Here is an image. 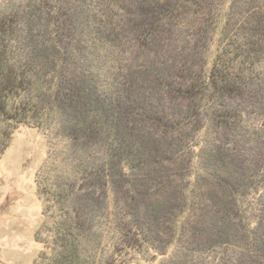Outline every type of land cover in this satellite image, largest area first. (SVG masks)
Wrapping results in <instances>:
<instances>
[{
	"label": "trees",
	"instance_id": "obj_1",
	"mask_svg": "<svg viewBox=\"0 0 264 264\" xmlns=\"http://www.w3.org/2000/svg\"><path fill=\"white\" fill-rule=\"evenodd\" d=\"M21 126L34 264H264V0H0V155Z\"/></svg>",
	"mask_w": 264,
	"mask_h": 264
},
{
	"label": "rangeland",
	"instance_id": "obj_2",
	"mask_svg": "<svg viewBox=\"0 0 264 264\" xmlns=\"http://www.w3.org/2000/svg\"><path fill=\"white\" fill-rule=\"evenodd\" d=\"M46 153V135L21 126L0 155V264H34L45 249L37 237L43 215L36 177Z\"/></svg>",
	"mask_w": 264,
	"mask_h": 264
}]
</instances>
